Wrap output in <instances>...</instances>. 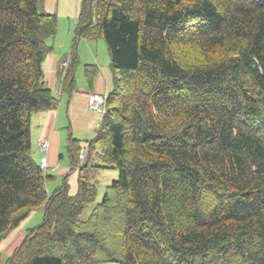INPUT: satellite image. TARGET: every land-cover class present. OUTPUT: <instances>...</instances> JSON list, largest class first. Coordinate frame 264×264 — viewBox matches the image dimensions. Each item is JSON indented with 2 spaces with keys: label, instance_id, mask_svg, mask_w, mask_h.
Wrapping results in <instances>:
<instances>
[{
  "label": "trees",
  "instance_id": "1",
  "mask_svg": "<svg viewBox=\"0 0 264 264\" xmlns=\"http://www.w3.org/2000/svg\"><path fill=\"white\" fill-rule=\"evenodd\" d=\"M38 3L0 0V245L44 212L4 264H264V0L81 1L71 48L102 38L112 85L74 194L48 192L31 152L32 113L58 107Z\"/></svg>",
  "mask_w": 264,
  "mask_h": 264
},
{
  "label": "crops",
  "instance_id": "2",
  "mask_svg": "<svg viewBox=\"0 0 264 264\" xmlns=\"http://www.w3.org/2000/svg\"><path fill=\"white\" fill-rule=\"evenodd\" d=\"M81 42L85 46H93L90 44L94 43V41L88 40H81ZM80 45L77 46L76 51L71 48L69 52L60 53L58 49H55L52 54L46 57L43 64L44 81L58 99V107L55 110L34 112L31 115V152L36 162H39L41 158L39 143L41 141L49 143L46 155L48 168L44 173L53 179L46 184L48 192L59 186L66 177L70 180L73 175L77 176V171L75 169L72 171V160L68 153L70 140H78L80 147L87 149L88 142L93 140L100 127L103 115L88 109V97L90 95L105 96L111 91L112 78L109 57L105 52H102L96 57L104 58L105 55L104 60L99 61L97 59L95 64L88 63V61L84 63L82 52H79ZM76 55L77 57L80 55V60L78 59L80 65L77 68L76 76L79 72L83 75V66L85 65H95L96 73L93 76L91 86L86 85L84 77L85 81L77 78L79 82L75 80V88L69 95L62 89L63 70L61 65L66 62L69 66ZM90 59L93 58L90 57ZM82 141L86 142L85 145L81 144Z\"/></svg>",
  "mask_w": 264,
  "mask_h": 264
},
{
  "label": "rangeland",
  "instance_id": "3",
  "mask_svg": "<svg viewBox=\"0 0 264 264\" xmlns=\"http://www.w3.org/2000/svg\"><path fill=\"white\" fill-rule=\"evenodd\" d=\"M82 0H39L38 7L40 12H47L49 14L55 13L57 15V27H56V35L54 39H49L47 41L48 45H52L54 42V48L58 49V52H69L72 46V38H73V31L74 27L76 25V17L77 13L80 7V3ZM94 43H91L90 45L93 46H85L81 41L78 42V45H80L81 49H79V52H82V61L85 63L88 61V63H93L97 61H102L106 57L104 55V58H97L96 56H99L102 52H105V54L109 57L106 50V45L102 38H97L93 40ZM64 55V53H63ZM87 55L88 57H86ZM80 57V55H79ZM78 57V59H79ZM92 57L93 59H90ZM80 60V59H79ZM80 63H78L79 67ZM84 67V66H83ZM81 69V68H80ZM77 72V70H76ZM83 75L80 74V72L75 75L76 82H79L77 78H80L81 81H83ZM85 81V80H84ZM86 82V81H85ZM88 86V84L86 83ZM85 141H82L81 144L85 145ZM96 178H98V195L96 202L100 201L103 192L107 185H109L113 180H115L118 176V172L113 169H103L101 172L94 174ZM70 193L74 194L76 191V175H73L70 180ZM91 212V208H89L83 215L82 218L86 219ZM44 212L43 210H36L30 214L27 220L21 223L20 227H18L16 230H14L10 237L2 242L0 245V264H4L7 259V255H9L13 249H15L19 244L20 240L23 238V236H20L24 234L26 229L34 228L38 226L42 219H43ZM15 237H17L15 239Z\"/></svg>",
  "mask_w": 264,
  "mask_h": 264
},
{
  "label": "built area",
  "instance_id": "4",
  "mask_svg": "<svg viewBox=\"0 0 264 264\" xmlns=\"http://www.w3.org/2000/svg\"><path fill=\"white\" fill-rule=\"evenodd\" d=\"M103 104H104V98L98 97V96H91V97H89V100H88V108L91 111H98V110H100V107ZM39 147H40V152L42 154V158L40 159V167L42 169H45L46 168V165H47V161H46L45 155L47 153L49 144L46 141H41L39 143ZM83 156H84V152L81 151V153L79 155V158L82 160Z\"/></svg>",
  "mask_w": 264,
  "mask_h": 264
}]
</instances>
